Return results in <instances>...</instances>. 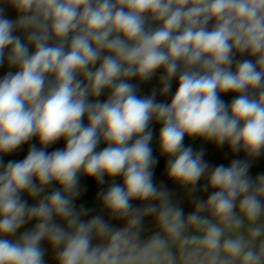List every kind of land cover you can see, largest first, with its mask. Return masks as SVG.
Instances as JSON below:
<instances>
[{"label": "clouds", "instance_id": "clouds-1", "mask_svg": "<svg viewBox=\"0 0 264 264\" xmlns=\"http://www.w3.org/2000/svg\"><path fill=\"white\" fill-rule=\"evenodd\" d=\"M4 3L18 16L0 8V66L16 69L0 78V264H46L48 249L54 264H264V173L251 177L248 160L211 167L184 145L264 153V0ZM158 70L170 103L130 83ZM153 121L187 214L153 180ZM81 174L112 179L97 193L108 219L77 207ZM201 180L206 198L192 195Z\"/></svg>", "mask_w": 264, "mask_h": 264}, {"label": "rangeland", "instance_id": "rangeland-1", "mask_svg": "<svg viewBox=\"0 0 264 264\" xmlns=\"http://www.w3.org/2000/svg\"><path fill=\"white\" fill-rule=\"evenodd\" d=\"M0 8L4 9V15L6 18L10 19V20H15L18 16V13L8 4L4 3V0H0ZM20 35H23L22 33H17ZM240 59L243 58H248L247 56L244 57H237ZM8 71H16L15 68L10 69L7 65V62H5V64L3 66H0V78H2ZM161 75V71L158 70L156 75L149 81H144L141 82L139 79H133L132 81H130V83H133L137 86V94L141 97L144 96H148L151 95L153 92V89L157 90V95H156V99L158 101H163V102H169L171 101V95H167V96H162L159 94V88H160V82H159V77ZM177 82L176 80H173L172 82V92L174 94L176 87H177ZM107 95L108 92L107 90L105 91V93L99 98L101 100H105L107 99ZM221 98L226 102V103H230L231 100L234 98V94L232 93H228V94H221ZM85 123H87V120L85 119ZM152 123H155V121H153ZM32 144H36L37 147H39V142H38V138H33L32 141L21 145L19 149H17L15 152L10 153L8 155H5L3 158L5 160V162L7 160H22L25 158V156L27 155V152L30 148V146ZM106 144L101 143L98 146V151L102 150L104 148ZM65 146V141L63 139H61L60 141H58L56 144L52 145L48 151H52L55 148H63ZM203 150L204 151V160L211 166V167H215L218 166L220 164H223L225 166H229L231 164V162L233 160H248V162L250 163V169H249V175L253 178H255L257 175L264 173V153H262L260 156L255 157V158H251L248 157V155L246 154V152H244L243 150L239 151V152H233L229 146L227 144L223 145V146H217L214 142L211 141H206L203 140L201 145L197 148L196 151H200ZM195 151V150H194ZM155 184L159 187H164L166 188L173 197L174 202H177L180 206H182L185 210V214L192 211V206H191V199L192 197L189 196L187 189H185L184 187H182L179 183L174 182L172 180H170L167 176V172H166V168L163 169L160 174L155 178H153ZM206 181L201 180L198 185H197V191L195 193H193V196H200L203 198H206L207 195L209 193H205L203 192L201 189L203 187V184ZM25 199H28L29 204L31 205L32 203H35V201L31 200L30 198L27 197V195L25 194ZM133 204L137 205V206H141V202L140 201H133ZM96 203H92V204H88L89 209L91 210L89 213V217L91 215H97V214H102L105 216V219H108V214L107 212L101 207H99L98 209H96L94 206H96ZM96 209L92 212V209ZM89 217H85V219L89 218ZM113 224H117V226H119V223L117 221H111ZM34 221L29 222L27 225H25L24 227H22L18 233L17 236L20 234V232H23L25 230H29L34 226ZM151 221L150 219H146L145 220V224L146 225H150ZM43 247H45L46 249H48L47 244H44ZM45 260H46V264H54V260H53V254L51 252L50 249H48L46 251V256H45Z\"/></svg>", "mask_w": 264, "mask_h": 264}, {"label": "trees", "instance_id": "trees-1", "mask_svg": "<svg viewBox=\"0 0 264 264\" xmlns=\"http://www.w3.org/2000/svg\"><path fill=\"white\" fill-rule=\"evenodd\" d=\"M162 127V125L158 122L152 123L150 125V128L153 131V139L151 141V147L153 150V157L156 158L158 161L156 165L153 168V178L157 177L160 172L166 168L168 157L164 156L160 152L159 148V130ZM204 139L202 138H192L185 136L184 138V145L186 147L190 146L192 147L193 151L197 150V148L201 145L202 141ZM106 147V145L104 146ZM116 182L122 183V180L117 177ZM112 183V179L109 177H105V183L99 184L96 182L94 178H90L87 176H84L81 174L80 181H79V188H80V196L77 198L75 203L77 204V207L79 208L81 205H83L85 208H88V204L96 203L97 205L94 206L96 209L101 207V204L99 200L97 199V193L101 190H107V188ZM96 209H92V212ZM187 214V213H186ZM150 232H146L145 235H150Z\"/></svg>", "mask_w": 264, "mask_h": 264}]
</instances>
